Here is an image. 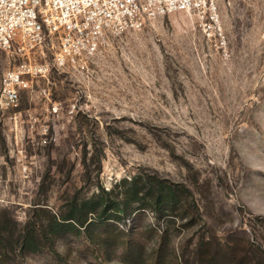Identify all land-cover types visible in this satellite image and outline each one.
Here are the masks:
<instances>
[{
	"label": "rangeland",
	"instance_id": "rangeland-1",
	"mask_svg": "<svg viewBox=\"0 0 264 264\" xmlns=\"http://www.w3.org/2000/svg\"><path fill=\"white\" fill-rule=\"evenodd\" d=\"M216 1V27L156 17L109 34L90 69L52 68L16 106L0 104V214L14 229L138 177L137 215L103 217L144 261L168 231L165 264H264V0ZM20 59L0 48V84ZM146 181L178 185L174 208L153 204ZM97 247L70 232L0 264L122 261L121 243L109 259Z\"/></svg>",
	"mask_w": 264,
	"mask_h": 264
},
{
	"label": "built area",
	"instance_id": "built-area-1",
	"mask_svg": "<svg viewBox=\"0 0 264 264\" xmlns=\"http://www.w3.org/2000/svg\"><path fill=\"white\" fill-rule=\"evenodd\" d=\"M217 9L216 0H0V48L21 56L2 76L0 104L16 106L21 91L52 68L90 69L109 34L178 11L213 28Z\"/></svg>",
	"mask_w": 264,
	"mask_h": 264
},
{
	"label": "trees",
	"instance_id": "trees-1",
	"mask_svg": "<svg viewBox=\"0 0 264 264\" xmlns=\"http://www.w3.org/2000/svg\"><path fill=\"white\" fill-rule=\"evenodd\" d=\"M151 180V179H150ZM151 185L145 189L146 194L151 193L150 188H156L151 193L152 203L156 206L168 205L174 208L179 197L180 189L178 185L171 186L159 182L146 181ZM158 184V183H157ZM123 190L101 189L92 197L77 201L75 197L67 204V211L59 214L51 213L45 223H40L36 217L29 215L21 228L16 230L11 226V222L3 213L0 214V262L7 259L10 250L19 252L22 255L35 254L43 251L44 246L53 247L57 237L66 233H85L97 244V249L104 258H110L117 243L123 245V256L120 264H165L166 256L164 248L168 239L166 231L159 239L149 261H144L142 247L136 237H127L115 224L108 223L111 216H106L107 210L114 212L112 215L119 220L125 216H134L138 212L130 206V197L138 195L143 190L144 185L140 183L138 177L131 179L124 178L122 181ZM113 199V202H106L105 198ZM34 214L45 211L43 206L35 207ZM101 210V211H97ZM97 213L98 217L92 219V215ZM91 213V214H90ZM123 217H121V216ZM14 222H16L14 220ZM83 227V228H82ZM83 230V231H82ZM126 260V261H125Z\"/></svg>",
	"mask_w": 264,
	"mask_h": 264
}]
</instances>
